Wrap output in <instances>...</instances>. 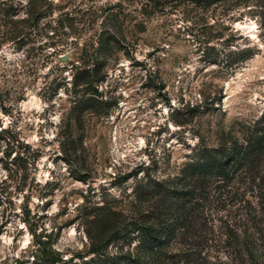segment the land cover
<instances>
[{"label":"rangeland","instance_id":"obj_1","mask_svg":"<svg viewBox=\"0 0 264 264\" xmlns=\"http://www.w3.org/2000/svg\"><path fill=\"white\" fill-rule=\"evenodd\" d=\"M263 12L0 0V264H264V160L197 183L185 170L264 112ZM176 184L202 198L145 254L138 226Z\"/></svg>","mask_w":264,"mask_h":264},{"label":"trees","instance_id":"obj_2","mask_svg":"<svg viewBox=\"0 0 264 264\" xmlns=\"http://www.w3.org/2000/svg\"><path fill=\"white\" fill-rule=\"evenodd\" d=\"M235 54L240 60H244L251 52L242 48ZM261 159L264 160V112L254 122L243 142L235 140L229 145L202 147L196 153V159L185 170L189 171L187 176L197 183L199 179L202 181L210 176L229 178L238 167L246 164L257 165ZM183 186L187 187V184ZM192 186V189L182 186L178 188L176 184L157 189L162 195L161 208L155 216L138 226L144 236L145 254L165 253L168 245L175 240L177 227H184L189 218H192V214L188 215L187 211L190 207L194 211L202 198V186Z\"/></svg>","mask_w":264,"mask_h":264},{"label":"water","instance_id":"obj_3","mask_svg":"<svg viewBox=\"0 0 264 264\" xmlns=\"http://www.w3.org/2000/svg\"><path fill=\"white\" fill-rule=\"evenodd\" d=\"M62 58H65L64 56H62Z\"/></svg>","mask_w":264,"mask_h":264}]
</instances>
